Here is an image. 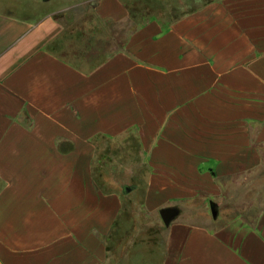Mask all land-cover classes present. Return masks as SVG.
I'll use <instances>...</instances> for the list:
<instances>
[{
    "label": "crops",
    "instance_id": "crops-1",
    "mask_svg": "<svg viewBox=\"0 0 264 264\" xmlns=\"http://www.w3.org/2000/svg\"><path fill=\"white\" fill-rule=\"evenodd\" d=\"M150 2L0 0V264H129L130 137L160 264H264V0Z\"/></svg>",
    "mask_w": 264,
    "mask_h": 264
},
{
    "label": "rangeland",
    "instance_id": "rangeland-1",
    "mask_svg": "<svg viewBox=\"0 0 264 264\" xmlns=\"http://www.w3.org/2000/svg\"><path fill=\"white\" fill-rule=\"evenodd\" d=\"M154 3H149L150 9L146 10L150 13H161V12H169L170 15H174L178 13V10H162L159 9L160 0H154ZM164 1H180V0H164ZM156 6V7H155ZM158 6V7H157ZM16 15L25 16L26 13L30 15H41L46 9H31L27 12H23L21 10H5ZM49 11V10H48ZM76 18H78L79 26L76 28L77 33H88L95 34L96 32L102 31V24L100 21L94 22V15L90 10L82 8L81 5L76 8ZM92 24H91V23ZM105 29L112 28V34L110 40H107L99 45L105 46L106 48L115 49L122 43V39L125 36L127 31H130L133 25H118V26H103ZM106 144L110 149L116 151V147L112 146L113 144L110 141H107ZM128 149V158L124 162L125 165H128L129 168H132L131 171H127L126 175L123 176L125 181L129 183L125 187H133L134 183H138L136 192L128 197L126 203V209L122 216L123 224L127 227V234L123 237L124 240H128L130 242L128 244L127 249L123 250V255L125 252L128 253V256L124 258V260H128L129 264H160L163 257L164 247L166 244V225L164 224L159 210L156 211H148L146 208H143L141 194L144 189L143 184V174L146 173V168L142 164V160L140 155L136 153V142L134 138L130 137L129 142L126 144ZM179 205H182V202H173ZM211 201H208L210 206ZM207 207V212L209 216L211 215L210 207ZM202 208V207H201ZM182 210V209H181ZM179 209V212H181ZM183 211V210H182ZM179 213V214H180ZM199 213V212H198ZM184 213L181 215L185 218L189 216H184ZM197 215L195 217L190 216L188 219H192L197 221L199 218L202 219L201 216Z\"/></svg>",
    "mask_w": 264,
    "mask_h": 264
},
{
    "label": "water",
    "instance_id": "water-1",
    "mask_svg": "<svg viewBox=\"0 0 264 264\" xmlns=\"http://www.w3.org/2000/svg\"><path fill=\"white\" fill-rule=\"evenodd\" d=\"M126 191H130L131 187H125ZM211 212L214 218L218 216V205L216 202L210 203ZM160 216L165 225H169L170 222L175 219L179 214V209L177 207H166L160 210Z\"/></svg>",
    "mask_w": 264,
    "mask_h": 264
}]
</instances>
